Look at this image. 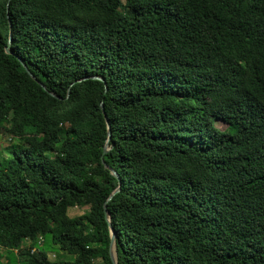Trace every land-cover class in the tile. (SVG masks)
I'll list each match as a JSON object with an SVG mask.
<instances>
[{"label": "trees", "instance_id": "16d2710c", "mask_svg": "<svg viewBox=\"0 0 264 264\" xmlns=\"http://www.w3.org/2000/svg\"><path fill=\"white\" fill-rule=\"evenodd\" d=\"M0 135L3 264H264V0H0Z\"/></svg>", "mask_w": 264, "mask_h": 264}, {"label": "rangeland", "instance_id": "374dc122", "mask_svg": "<svg viewBox=\"0 0 264 264\" xmlns=\"http://www.w3.org/2000/svg\"><path fill=\"white\" fill-rule=\"evenodd\" d=\"M216 126L221 130H224L226 127V125L224 123L219 122V121H217ZM15 145H19V143L16 140H11L8 136L0 135V158L8 157L10 155L12 147ZM87 211H88L87 206L74 207V208L68 210V215L70 217H75V216L81 215L82 213L87 212ZM23 245L27 246L28 241H24ZM34 248L36 250H41V251L46 252L48 259L50 261L71 260L72 259L71 256L66 255L65 253L61 252L56 246L52 245L50 235L44 236L40 240V244H38V243L35 244ZM0 253H2V255H3L4 249H1ZM11 256L15 257V252H13L11 254ZM3 258H4L3 261H5V257H3ZM1 262H0V264H3ZM95 263L96 264H103L100 260H96Z\"/></svg>", "mask_w": 264, "mask_h": 264}, {"label": "water", "instance_id": "95a60500", "mask_svg": "<svg viewBox=\"0 0 264 264\" xmlns=\"http://www.w3.org/2000/svg\"><path fill=\"white\" fill-rule=\"evenodd\" d=\"M6 53H9L8 47L6 48ZM26 72L30 75V73L28 72V70H26ZM51 96H54V94H51ZM100 108H101V110H102V112L104 114V108H103L102 103L100 104ZM109 134H110V131H108V137H109ZM108 150H109V148H108V145H107V142H106L105 145H104V147H103V154L105 152H107ZM104 166L107 168V166L105 164H104ZM111 173L117 177V174L113 170L111 171ZM117 190H118V188H117ZM113 193L110 194V196L108 197L107 200H109L112 197ZM104 213H105L106 219L109 221V216H108V212L106 210L105 204H104ZM109 256H110V260H111L112 264H116V255H115V246H114V233H113L112 230H110Z\"/></svg>", "mask_w": 264, "mask_h": 264}, {"label": "built area", "instance_id": "2783aa9c", "mask_svg": "<svg viewBox=\"0 0 264 264\" xmlns=\"http://www.w3.org/2000/svg\"><path fill=\"white\" fill-rule=\"evenodd\" d=\"M42 238H40L39 240H38V244H40V240H41ZM36 249L33 247V248H31V252H34Z\"/></svg>", "mask_w": 264, "mask_h": 264}]
</instances>
